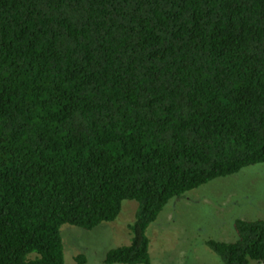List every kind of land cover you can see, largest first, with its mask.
Wrapping results in <instances>:
<instances>
[{"label":"trees","instance_id":"16d2710c","mask_svg":"<svg viewBox=\"0 0 264 264\" xmlns=\"http://www.w3.org/2000/svg\"><path fill=\"white\" fill-rule=\"evenodd\" d=\"M260 162L264 0H0V264H65L62 225L128 199L104 262L152 264L171 198ZM234 226L208 246L264 263V219Z\"/></svg>","mask_w":264,"mask_h":264},{"label":"rangeland","instance_id":"374dc122","mask_svg":"<svg viewBox=\"0 0 264 264\" xmlns=\"http://www.w3.org/2000/svg\"><path fill=\"white\" fill-rule=\"evenodd\" d=\"M137 206L135 200H124L116 219L90 229L64 223L61 233L65 264H79V254L85 255V264H109L104 262L106 252L131 242L130 226ZM237 218L264 219V162L245 166L171 198L147 228L151 263L225 264L207 241L234 240Z\"/></svg>","mask_w":264,"mask_h":264}]
</instances>
